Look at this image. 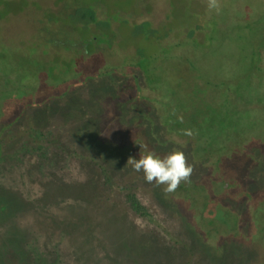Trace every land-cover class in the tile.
<instances>
[{"label": "rangeland", "instance_id": "rangeland-1", "mask_svg": "<svg viewBox=\"0 0 264 264\" xmlns=\"http://www.w3.org/2000/svg\"><path fill=\"white\" fill-rule=\"evenodd\" d=\"M137 1L105 0L127 45L86 57L82 47L76 62L50 58L51 82L38 71L37 36L45 6L59 0H0V91L9 90L7 69L24 84L0 101V264L257 263V237L210 241L127 161L178 150L191 177L208 173L178 135L197 122L213 137L207 160L248 147L255 164L243 169L264 189V0H219V12L208 0H148L169 19L164 28L153 19L161 29L149 43L129 36ZM147 66L163 84H145Z\"/></svg>", "mask_w": 264, "mask_h": 264}, {"label": "trees", "instance_id": "trees-1", "mask_svg": "<svg viewBox=\"0 0 264 264\" xmlns=\"http://www.w3.org/2000/svg\"><path fill=\"white\" fill-rule=\"evenodd\" d=\"M64 1L59 0L61 3ZM73 1L71 0L70 3H73ZM79 1L81 5L79 4L80 7L77 12L87 28L89 24L96 21V12L89 4L94 0ZM86 38L90 39L91 37ZM86 45L91 47L92 43L86 41ZM91 52H93L92 48ZM143 71L146 76H154V72L148 69V66L143 67ZM7 74L9 80L5 83L7 85L5 87L9 90L0 91V101L16 98L15 95L18 93L24 94L22 89L24 84L10 79L12 78V72L8 69ZM0 85L3 86L1 82ZM150 85L152 87V82H150ZM163 116H165V112L161 117ZM187 116L188 120L185 118V121H192L193 123L195 114L190 112ZM200 118L202 122L209 120L207 113H201ZM161 120L163 124V118ZM175 121L176 124H182L179 118ZM197 125V122L194 127L183 125L187 129L193 130V136H185L182 132L178 135H182L191 141L193 144L192 153L199 156L201 162L205 160V163L209 164V168L212 167V169L198 177H191L189 182H182L171 195L176 199L179 206L184 209L183 213L187 218L194 223L196 231L210 241H220L227 238L238 241L243 236L246 238L249 236L257 237V251L259 250V255H261L258 256L256 264H264V189L260 186L261 184L252 180L250 172L243 169L248 162V165L254 166L255 152H251L246 146L227 149L226 161L217 159L215 163H210L206 156L209 150L207 140H211L213 137L204 131L197 132ZM166 134L171 136L168 131ZM214 134L213 132L212 135L214 136ZM261 151H264V140L256 152ZM200 153L204 155V158L200 156ZM157 156L161 157L160 155ZM236 158H240V160ZM131 202L134 207L139 206L133 199ZM243 242L247 243V249L249 250L251 247L250 242ZM252 242L255 243L253 240Z\"/></svg>", "mask_w": 264, "mask_h": 264}, {"label": "flooded vegetation", "instance_id": "flooded-vegetation-1", "mask_svg": "<svg viewBox=\"0 0 264 264\" xmlns=\"http://www.w3.org/2000/svg\"><path fill=\"white\" fill-rule=\"evenodd\" d=\"M70 1L71 0H65L62 3L60 2L58 3L60 4L59 6L55 3H51L45 6L44 9L45 13H47L48 18L44 16L43 19L39 22L38 28L44 29V33L38 35L37 40L40 42V45H38L42 47L43 54L38 57L39 60H37L36 63H41L38 71L44 70V72L41 73V77L45 78L47 81L54 82L53 79H55L53 74L54 71H49L48 68L50 67L47 66V62H51L50 58L71 57L72 59H74V62H76L78 56L82 54V51L80 49L82 47L85 48L84 54H82L83 56L85 55V57L90 56L91 54L101 56L104 55V52H106L105 48H107V46L108 48H113L118 41H125L126 39V37H122V34H120L116 19H112L110 17V11L108 10L105 0H94L93 2L89 3L93 7V10L96 12V21L92 24H89L87 28L86 24L79 18L77 12L78 8L81 5V3H79L80 1L74 0L73 3H70ZM148 5H150V1L138 0L136 6L140 8L141 12H132L131 15L128 14L127 16L129 22L131 21L133 23V27L131 28V35H129L132 37L133 41L134 39L140 38L147 43L153 42L154 36L158 32H160L161 29H157L153 24V19L156 16L161 17L163 23L160 25V27L162 28H164V26L167 25V22H169V19H166L164 16L158 14L151 7H148ZM119 13L121 15V12ZM135 21L138 22L135 24ZM172 29H169L171 33L173 31ZM89 32H92L90 39L85 37V33L87 34ZM79 33L81 34L79 35ZM171 33L169 32L168 35ZM86 41L92 43V46L89 47L88 45H86ZM109 41H112V43ZM108 42L109 45L107 44ZM125 45H127V41H125ZM91 48L93 52H91ZM174 48H179V45H175ZM128 55L133 59L138 57V53L136 51L135 55L133 56V54H131L129 50ZM131 64L133 63L129 62L126 68ZM140 69L143 71V68ZM148 69L154 72V69L152 67H148ZM158 73L159 71L157 69L156 74ZM137 79L138 75H136L134 78L136 83L138 82ZM144 79L145 84H148V87L151 89L156 87V85L158 86L163 84L159 81L161 77L146 76L145 72ZM150 82H152V87L150 85ZM162 111L163 114L165 110L163 109Z\"/></svg>", "mask_w": 264, "mask_h": 264}, {"label": "clouds", "instance_id": "clouds-1", "mask_svg": "<svg viewBox=\"0 0 264 264\" xmlns=\"http://www.w3.org/2000/svg\"><path fill=\"white\" fill-rule=\"evenodd\" d=\"M208 8L219 12L221 8L219 0H208ZM181 131L185 136L194 135L191 129ZM127 165H131L137 173L142 172L147 183H154L157 187L164 186L163 192L166 196L174 193L182 182H189L193 172L185 153L178 150L162 158L153 153L140 154L139 159L130 157Z\"/></svg>", "mask_w": 264, "mask_h": 264}]
</instances>
